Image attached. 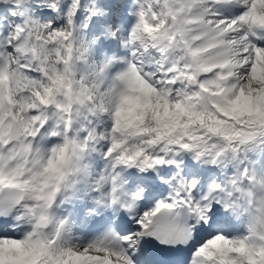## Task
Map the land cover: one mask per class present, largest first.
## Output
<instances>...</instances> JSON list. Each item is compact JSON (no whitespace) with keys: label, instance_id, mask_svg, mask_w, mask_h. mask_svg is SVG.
Instances as JSON below:
<instances>
[{"label":"snow or ice","instance_id":"obj_1","mask_svg":"<svg viewBox=\"0 0 264 264\" xmlns=\"http://www.w3.org/2000/svg\"><path fill=\"white\" fill-rule=\"evenodd\" d=\"M0 264H264V0H0Z\"/></svg>","mask_w":264,"mask_h":264}]
</instances>
